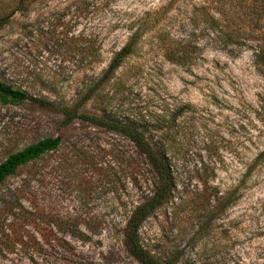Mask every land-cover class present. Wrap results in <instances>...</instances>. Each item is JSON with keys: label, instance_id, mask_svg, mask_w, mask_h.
Wrapping results in <instances>:
<instances>
[{"label": "rangeland", "instance_id": "rangeland-1", "mask_svg": "<svg viewBox=\"0 0 264 264\" xmlns=\"http://www.w3.org/2000/svg\"><path fill=\"white\" fill-rule=\"evenodd\" d=\"M261 5L0 0V17L7 16L0 79L27 92L21 102H0V162L42 138H61L0 184V264H140L124 230L152 187L151 173L140 158L134 163L125 135L84 118L68 121V109L149 117L169 143L177 187L241 182L206 234L194 235L181 206L157 209L138 230L144 249L177 264H208L213 248L226 264H264V154L257 156L264 77L254 63ZM138 26L134 52L106 71ZM89 43L94 51L86 53Z\"/></svg>", "mask_w": 264, "mask_h": 264}, {"label": "trees", "instance_id": "trees-1", "mask_svg": "<svg viewBox=\"0 0 264 264\" xmlns=\"http://www.w3.org/2000/svg\"><path fill=\"white\" fill-rule=\"evenodd\" d=\"M261 2L262 7L260 9L264 11V0H261ZM21 7L22 4H18L17 9ZM6 19V15L0 17V26L5 23ZM141 31L139 26L132 31L127 40L114 53L106 71L115 70L126 56L134 52L138 39L142 34ZM258 43L254 52V63L264 77V32L263 39L258 41ZM89 44L85 48L86 53L93 50L91 43ZM87 56L88 54L85 57ZM25 98H27L25 90L0 79V102L4 104L18 103ZM261 102L260 112L264 116V92ZM64 115L68 121H71L74 117L84 118L94 125H102L111 132L125 135L135 148L133 154L134 163H136L137 158H140L148 167L152 176V179H149L152 187L148 194L141 197L140 202L133 205L124 230L126 247L131 256L140 264H177L175 258L161 259L153 256L139 242L138 230L141 223L157 209L168 204L172 205L174 210L181 206L184 210L190 212V219L195 222L196 231L194 235L206 234L213 228L215 218H218L219 214L228 205L232 204L238 195V191L241 188L240 181L235 185L227 187L214 184L211 181L204 182L201 187L194 190H191L186 185L177 187L176 177L170 168L173 158L172 154L168 152L169 143L166 142V136L155 132L157 129L151 124L149 117L143 118L144 115L136 117L132 114L118 117L114 115L96 117L78 113L76 110L71 109L65 110ZM60 141L61 138L59 136L45 137L28 144L21 150L10 153L0 162V184L8 175L13 174L17 167L40 157L47 151L55 149ZM263 154L264 151L260 152L257 156ZM209 175L212 178L213 174ZM210 255L208 264H226L221 250L213 248Z\"/></svg>", "mask_w": 264, "mask_h": 264}]
</instances>
